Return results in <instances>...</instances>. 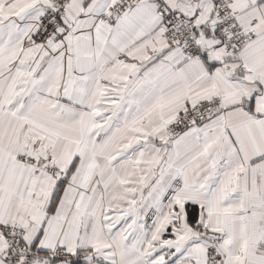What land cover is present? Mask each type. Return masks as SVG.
Masks as SVG:
<instances>
[{
    "label": "snow or ice",
    "instance_id": "obj_1",
    "mask_svg": "<svg viewBox=\"0 0 264 264\" xmlns=\"http://www.w3.org/2000/svg\"><path fill=\"white\" fill-rule=\"evenodd\" d=\"M0 264H264V0H0Z\"/></svg>",
    "mask_w": 264,
    "mask_h": 264
}]
</instances>
